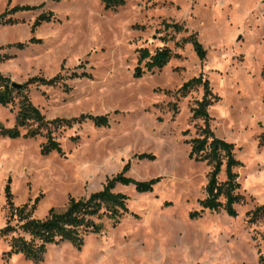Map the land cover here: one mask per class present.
<instances>
[{
    "label": "rangeland",
    "instance_id": "obj_1",
    "mask_svg": "<svg viewBox=\"0 0 264 264\" xmlns=\"http://www.w3.org/2000/svg\"><path fill=\"white\" fill-rule=\"evenodd\" d=\"M13 5L25 9L0 26V54L7 57L0 72L22 83L59 73L54 84L22 88L46 118L90 113L107 120L53 129L61 153H40L44 135L24 136V127L14 137L0 133V226L6 183L15 205L34 202L32 215L41 217L119 171L157 180L144 191L117 182L113 189L126 195L127 211L113 224L99 219L100 230L79 248L51 243L34 261L6 255L0 236V264H264V216L249 220L264 203V0H123L112 9L101 0H0V12ZM47 12L48 21L34 24ZM162 22L184 29H163ZM190 33L202 58L190 43L174 45ZM17 42L22 49L7 47ZM162 45L178 56L134 76L136 49ZM191 77L200 82L177 90ZM205 88L208 124L234 143L241 161L234 167L243 195L235 215L198 201L211 164L189 155V139L203 126L190 107ZM16 109L17 97L0 104L2 127L13 125ZM225 177L222 165L218 178Z\"/></svg>",
    "mask_w": 264,
    "mask_h": 264
},
{
    "label": "trees",
    "instance_id": "obj_2",
    "mask_svg": "<svg viewBox=\"0 0 264 264\" xmlns=\"http://www.w3.org/2000/svg\"><path fill=\"white\" fill-rule=\"evenodd\" d=\"M105 9H112L123 3V0H101ZM25 7L13 5L0 12V26L14 23L12 14L20 12ZM50 13H41L34 24L41 21H48ZM163 29L170 28L173 32L183 30L182 26L176 22H162ZM190 43L199 58L204 52L201 45L195 39L194 33H190L179 40L174 41V45L180 46ZM24 43L17 42L7 45L16 49H22ZM136 64L133 75H140L143 70L162 67L173 53L168 46L162 45L149 51L146 47L136 49ZM6 55L0 54V61L6 59ZM142 63V64H140ZM82 72V71H80ZM83 73V72H82ZM70 76L78 75L71 71ZM61 74L56 73L50 77L32 75L23 82L22 87L11 85V79L6 74L0 72V104H6L17 97V109L14 114V123L10 127L0 125V133L8 136H17L19 127H24V136L36 134L44 135V140L40 145V153L46 154L50 151L61 153L59 142L52 135V130L58 127H70L74 123L84 119H90L94 124H106L105 114L81 113L77 116H54L46 118L39 108L34 105L22 88L27 83L54 84L60 79ZM200 82L199 77H191L184 81L177 90L184 93L193 84ZM205 86V84H204ZM208 89L205 88L200 99L195 101V105L190 107L192 117H201L203 126L199 128L196 136L189 139V155L194 158L205 160L211 164V169L207 173V180L204 185L205 194L200 198L199 204L202 208L219 209L222 207L228 214L235 215L234 204L243 199L242 193L237 189L240 182L237 179L238 173L234 167L241 164L240 159L235 156L234 143L217 136L208 124V113L206 106L211 99L207 97ZM224 165L225 179L219 180L218 174ZM157 177L137 180L116 172L107 177L100 188L90 191L81 197L68 196L62 209H55L50 206L41 217L32 215L34 202L29 205L26 202L15 205L12 201V193L6 183L4 189V205L6 210L5 221L0 226V236L6 238L8 248L4 251L6 255L12 252H19L25 258L34 261L42 258L48 244L68 242L75 248H79L83 243L85 235L98 232L101 228L99 219L106 217L111 223H115L126 211V195L123 192L114 190L117 182L132 183L137 190H149ZM196 211H190L189 216H193ZM249 220L254 221L264 216V203L257 205L249 211ZM264 244V232L262 234ZM259 261L264 263V256L259 255Z\"/></svg>",
    "mask_w": 264,
    "mask_h": 264
},
{
    "label": "water",
    "instance_id": "obj_3",
    "mask_svg": "<svg viewBox=\"0 0 264 264\" xmlns=\"http://www.w3.org/2000/svg\"><path fill=\"white\" fill-rule=\"evenodd\" d=\"M11 85L14 87H22L23 83L22 82H17V81H11Z\"/></svg>",
    "mask_w": 264,
    "mask_h": 264
}]
</instances>
